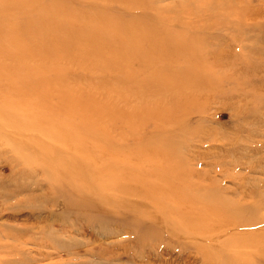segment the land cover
I'll return each mask as SVG.
<instances>
[{
    "label": "rangeland",
    "instance_id": "374dc122",
    "mask_svg": "<svg viewBox=\"0 0 264 264\" xmlns=\"http://www.w3.org/2000/svg\"><path fill=\"white\" fill-rule=\"evenodd\" d=\"M149 155L219 215L264 203V0H0V264H264L162 226Z\"/></svg>",
    "mask_w": 264,
    "mask_h": 264
},
{
    "label": "bare ground",
    "instance_id": "6f19581e",
    "mask_svg": "<svg viewBox=\"0 0 264 264\" xmlns=\"http://www.w3.org/2000/svg\"><path fill=\"white\" fill-rule=\"evenodd\" d=\"M161 158L163 159L165 158V159L162 161ZM146 161L149 162L147 166L151 167V170L153 172L157 170L158 173L162 174V177L161 179H156L154 177L155 180H152L150 182H146L144 179L137 180L138 184L134 185L133 187H135L136 189H140V193H141L140 198L143 199V201L149 200L150 198L151 200L154 199L156 201V205L159 209V214H161L159 223L162 224V226L164 225V227H167L168 226L167 224L171 222L172 231L177 232L179 230L183 234H185V236H190L191 238H193V241L194 240L197 242L200 241L199 243L203 244L204 246H206L205 244L211 243L215 239H218V236L220 234H224L221 232L220 234L216 235V232L218 231L232 233L236 237H238L237 238L238 239L237 248H244L247 250L248 249L258 250V253L264 256V212L261 213L262 211H264V203H258L257 211H255L251 203H243L241 200L237 204V207L241 209V213H240L241 216L238 215L239 217H236L234 215H231V213L228 210L224 212V214L219 215L217 214V210H219L220 208L213 207V208L208 209L205 204L200 203L198 200L197 202H195V201H191L188 199L189 196H192L191 194H189L191 190L187 192L184 189V186H187L186 183L188 181L183 179V176L181 175V171H179L180 168L173 162L174 159L172 161L170 157H165L164 155L158 156L156 159L155 156L152 158L151 155H149ZM251 167L256 169V167L254 166H251ZM107 175L110 176V180L108 181L105 179V181L107 182L106 183L101 182L102 185L100 184V186L99 184L98 185L94 184L96 187L95 191L97 189L98 191H100L99 193L101 194L105 193L106 195L103 197L109 196V194H107L106 192L116 191L118 193H122L121 189L116 188L114 189L115 191L112 190L111 187H115L117 184L119 186L120 182H117V181L113 182L112 180L113 174L111 171H109V174ZM150 184L151 186H148ZM132 185L133 184L128 183L127 186H131L129 188H133ZM123 190L124 189H122V191ZM125 190H127V188ZM212 195L217 197L215 194H212ZM122 196L123 195H121L120 197L123 198ZM213 196H209L208 199H212L211 201H215L214 200L215 198ZM83 197H86V196L83 195ZM240 199H243V198L241 197ZM109 201L108 203L111 202ZM127 201L130 202L129 200ZM122 207H125V206H122ZM226 207H228V205ZM226 207L222 209H227ZM247 212H254L253 215L248 213L253 217L246 219L245 215ZM221 216H224L225 218ZM173 223L175 224V226H173ZM253 227L260 229L262 232L260 233L259 237L256 238L254 241L251 238L245 239V242L247 243V245H243L242 240L244 239V236L242 235L241 231H239V229H242V231H244L246 229H250ZM237 231H239L240 233H238ZM183 253L184 252H181V254ZM72 254H76V253L72 252ZM55 264H58V263H55Z\"/></svg>",
    "mask_w": 264,
    "mask_h": 264
}]
</instances>
